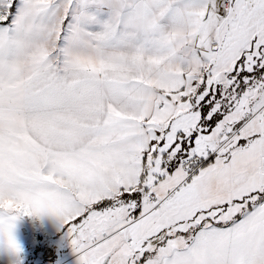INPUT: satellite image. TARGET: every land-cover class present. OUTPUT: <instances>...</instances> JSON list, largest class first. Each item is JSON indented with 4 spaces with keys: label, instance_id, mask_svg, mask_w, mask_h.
<instances>
[{
    "label": "snow or ice",
    "instance_id": "1",
    "mask_svg": "<svg viewBox=\"0 0 264 264\" xmlns=\"http://www.w3.org/2000/svg\"><path fill=\"white\" fill-rule=\"evenodd\" d=\"M45 214L78 264H264V0H0V242Z\"/></svg>",
    "mask_w": 264,
    "mask_h": 264
},
{
    "label": "rangeland",
    "instance_id": "2",
    "mask_svg": "<svg viewBox=\"0 0 264 264\" xmlns=\"http://www.w3.org/2000/svg\"><path fill=\"white\" fill-rule=\"evenodd\" d=\"M52 223H56L55 218L52 219ZM34 232L38 231L31 228V231L28 232L29 236L27 240L25 239L27 241L26 253L17 256L10 251L4 253L3 248H0V256L9 262L18 259L19 263L17 264H78V254L74 252L71 245V238L67 235L64 228L55 235H46L39 232L42 234L40 238H35L33 235ZM19 233V227L15 224V237L19 236ZM16 239L19 242L17 237Z\"/></svg>",
    "mask_w": 264,
    "mask_h": 264
},
{
    "label": "crops",
    "instance_id": "3",
    "mask_svg": "<svg viewBox=\"0 0 264 264\" xmlns=\"http://www.w3.org/2000/svg\"><path fill=\"white\" fill-rule=\"evenodd\" d=\"M53 218L54 217L47 214L38 217L25 216L15 222V224L19 227V231H20L19 236L16 237L19 239V244H21V247L23 249V251L20 254L26 253V242H27L26 240L27 237L29 236L28 232L31 231V228L46 235L48 234L55 235L60 230L63 229V227L60 225L57 219L55 224L52 223ZM0 248H3L2 250H4V253L8 252V249L3 242H0ZM0 263L17 264L19 262L18 259L16 261L12 260L11 262H9L7 259L0 256Z\"/></svg>",
    "mask_w": 264,
    "mask_h": 264
},
{
    "label": "built area",
    "instance_id": "4",
    "mask_svg": "<svg viewBox=\"0 0 264 264\" xmlns=\"http://www.w3.org/2000/svg\"><path fill=\"white\" fill-rule=\"evenodd\" d=\"M33 235H34L35 238H40L42 236V234H40L39 232H34Z\"/></svg>",
    "mask_w": 264,
    "mask_h": 264
}]
</instances>
